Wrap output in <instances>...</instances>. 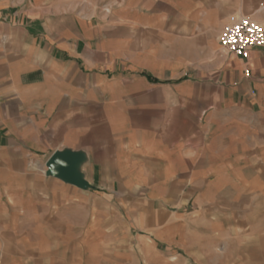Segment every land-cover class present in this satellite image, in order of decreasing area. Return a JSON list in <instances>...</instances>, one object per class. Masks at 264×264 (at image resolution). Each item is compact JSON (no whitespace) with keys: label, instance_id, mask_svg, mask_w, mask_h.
<instances>
[{"label":"crops","instance_id":"crops-1","mask_svg":"<svg viewBox=\"0 0 264 264\" xmlns=\"http://www.w3.org/2000/svg\"><path fill=\"white\" fill-rule=\"evenodd\" d=\"M212 2L0 0V264H264V48L189 72Z\"/></svg>","mask_w":264,"mask_h":264},{"label":"rangeland","instance_id":"rangeland-1","mask_svg":"<svg viewBox=\"0 0 264 264\" xmlns=\"http://www.w3.org/2000/svg\"><path fill=\"white\" fill-rule=\"evenodd\" d=\"M243 2H245L246 5L250 7L258 9L264 3V0H213L211 5H205V11L206 8H210V10H207L204 14L203 28L198 30L194 26L191 31L195 33V37L193 39L195 40V45L189 47V52L187 54L189 72L199 70L198 68L204 67V65L209 67L210 60L213 58L218 59L227 55L222 53L221 49L217 45V38L221 30V26L224 23V21L221 19H217V13L220 11V9L222 10L225 7L239 8L241 5L243 7L245 6L242 4ZM231 12L232 11L228 12L227 15ZM155 55L158 57H170L173 62H178L181 54L178 52H172L166 54L156 53Z\"/></svg>","mask_w":264,"mask_h":264},{"label":"built area","instance_id":"built-area-1","mask_svg":"<svg viewBox=\"0 0 264 264\" xmlns=\"http://www.w3.org/2000/svg\"><path fill=\"white\" fill-rule=\"evenodd\" d=\"M217 43L222 53L246 60L254 48H264V25L248 16L230 15L222 24Z\"/></svg>","mask_w":264,"mask_h":264},{"label":"water","instance_id":"water-1","mask_svg":"<svg viewBox=\"0 0 264 264\" xmlns=\"http://www.w3.org/2000/svg\"><path fill=\"white\" fill-rule=\"evenodd\" d=\"M84 156L69 149L57 150L48 158L45 167L46 175L57 178L80 189L88 188L80 172Z\"/></svg>","mask_w":264,"mask_h":264}]
</instances>
